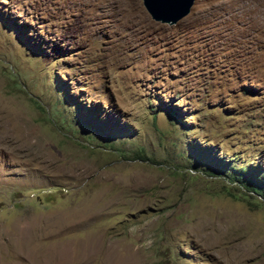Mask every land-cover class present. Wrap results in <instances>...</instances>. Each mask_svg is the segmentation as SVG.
I'll use <instances>...</instances> for the list:
<instances>
[{
	"label": "rangeland",
	"instance_id": "rangeland-1",
	"mask_svg": "<svg viewBox=\"0 0 264 264\" xmlns=\"http://www.w3.org/2000/svg\"><path fill=\"white\" fill-rule=\"evenodd\" d=\"M120 2L0 0V264H264V0Z\"/></svg>",
	"mask_w": 264,
	"mask_h": 264
},
{
	"label": "water",
	"instance_id": "water-1",
	"mask_svg": "<svg viewBox=\"0 0 264 264\" xmlns=\"http://www.w3.org/2000/svg\"><path fill=\"white\" fill-rule=\"evenodd\" d=\"M153 18L175 23L190 11L194 0H143Z\"/></svg>",
	"mask_w": 264,
	"mask_h": 264
},
{
	"label": "bare ground",
	"instance_id": "bare-ground-1",
	"mask_svg": "<svg viewBox=\"0 0 264 264\" xmlns=\"http://www.w3.org/2000/svg\"><path fill=\"white\" fill-rule=\"evenodd\" d=\"M117 1H120V0H117ZM132 0H121V5L122 6H128V7H133V3L131 2ZM135 3V2H134ZM119 4V3H118ZM117 4V5H118ZM137 5V4H136ZM122 8V7H121ZM142 16V15H141ZM33 253V252H32ZM31 253V254H32ZM86 253H88L87 251L85 252V253H81L83 256H81V261H82V263L83 262H85V258H86ZM31 256V255H30ZM91 256H95V254L94 253H92L91 254ZM42 254L41 253H38V255L36 254V256H35V259H34V262H33V264L34 263H36V262H39V263H44V264H46V263H54V264H70V263H72V260L73 259H70L69 257H68V255L67 254H65V252L64 253H59V252H56L54 255H50V257L51 258H53L54 260H52L51 262H45V261H43V259H42ZM30 258V257H29ZM80 259H74V261L76 262V261H79Z\"/></svg>",
	"mask_w": 264,
	"mask_h": 264
},
{
	"label": "trees",
	"instance_id": "trees-1",
	"mask_svg": "<svg viewBox=\"0 0 264 264\" xmlns=\"http://www.w3.org/2000/svg\"><path fill=\"white\" fill-rule=\"evenodd\" d=\"M233 178L242 183V185L250 191L260 193L264 198V179L260 180L257 177L253 178L250 175H246L244 172H241L239 175H234Z\"/></svg>",
	"mask_w": 264,
	"mask_h": 264
}]
</instances>
